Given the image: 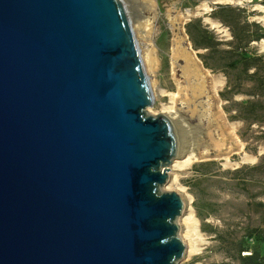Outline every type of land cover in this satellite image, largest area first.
<instances>
[{
	"label": "water",
	"instance_id": "95a60500",
	"mask_svg": "<svg viewBox=\"0 0 264 264\" xmlns=\"http://www.w3.org/2000/svg\"><path fill=\"white\" fill-rule=\"evenodd\" d=\"M153 102L122 0H0V264H180Z\"/></svg>",
	"mask_w": 264,
	"mask_h": 264
},
{
	"label": "rangeland",
	"instance_id": "374dc122",
	"mask_svg": "<svg viewBox=\"0 0 264 264\" xmlns=\"http://www.w3.org/2000/svg\"><path fill=\"white\" fill-rule=\"evenodd\" d=\"M124 1L154 97L148 109L158 113L161 105H173L184 155L209 158L177 169L193 197L191 231L198 249L180 264H264V40H259L264 29L247 21L264 14L246 3L155 0L154 8L146 10L141 0ZM201 3L213 9L189 18L182 34L175 31L178 13L194 12ZM146 19L149 24L137 28V21ZM177 33L184 38L180 43ZM193 38L206 46H195ZM188 41L202 66L224 80L220 102L199 64L179 56L190 54ZM188 66L193 73L187 80ZM245 153L252 159L244 161ZM178 194L185 208L188 200Z\"/></svg>",
	"mask_w": 264,
	"mask_h": 264
},
{
	"label": "bare ground",
	"instance_id": "6f19581e",
	"mask_svg": "<svg viewBox=\"0 0 264 264\" xmlns=\"http://www.w3.org/2000/svg\"><path fill=\"white\" fill-rule=\"evenodd\" d=\"M122 1H123L124 5L127 9L128 14H129V10L127 8V3L124 0H122ZM141 1H142L141 2L142 6H144V9H146V10L153 9L155 4H156L155 0H141ZM245 3L247 5L253 4L252 7H254L255 10H258L260 13L264 14V6L261 3V0H213L212 1V4H216V5H219V4L241 5V4H245ZM212 9L213 8H211V5H208L207 3H201L199 6H197L195 8L194 12L186 10V12H184V13H181V12L178 13L176 18L173 20V24L180 21V26L175 31H179V34H182L185 30V28H184L185 24L189 18H191L194 15L195 16L201 15L202 12H204V13L210 12ZM129 18L131 20L130 14H129ZM205 20L207 22H210L213 25V27H216V25L213 22H211V20L209 18H206ZM262 20H264V16L262 17ZM137 22H138L137 28H139V27L143 28V25L145 26V25L149 24L147 19L145 20L144 23H142L140 21H137ZM131 24L133 26L132 20H131ZM133 30H135V27H133ZM176 35H177L176 42L180 43L183 37H179L178 33ZM185 36L187 37L186 34H185ZM189 44L191 45L190 42H189ZM261 44L263 46L264 41ZM191 49H192V46H191ZM187 50L191 51L190 54L189 53L187 54V52L184 53V51H182V53L179 54V56L188 57V58L192 59L196 64H199V68H201V72H202V75H204V79L206 78L209 81V84H210V87L213 91L214 96L220 102L219 90L223 86L224 80L215 76L209 69L202 66L201 60L197 57L196 52L193 49L190 50L189 47H187ZM184 71H186V78L188 77L187 80L190 79V76L192 75L193 71L190 70L189 66L184 67ZM200 73L197 71V75H200ZM191 78H192V76H191ZM185 88L186 87H183L184 90H185ZM178 95H179V93L177 94V96ZM174 96L175 95H173V97ZM148 111L151 114H160V115L166 116L172 122L174 129H175V132H176L177 139H178V144H179L178 155L174 159L172 167L170 168L169 180L165 184L164 190H171V191L173 190V191H176L178 193H183L184 197H186L188 200V203H186V206L184 208V211L182 212V215L178 219V223L180 224V226H182V227L185 226V229L182 228L180 231V236L182 238V241L186 245V251H185V256H184V260H185L188 257L192 256L194 253H196L198 249H197V246L195 245L196 241L193 239L192 231H191V225L193 226V212H192V207H189V206L193 201V197L181 185V175L177 172V169L185 168V167L189 166V164H192L194 161L195 162H199V161L201 162L203 160H208L209 158L205 155L199 157V156L195 155L193 152H190L188 155L187 154L184 155V151L182 148L183 142L180 139L179 128H178L179 127L178 126V118L179 117L177 116V111L175 110V107H173V105L172 106L161 105L160 111L158 113H153L151 108L148 109ZM222 113H223V111H222V109H220V114H222ZM231 152H232V149H231V151L228 152V154L225 155V159L229 160ZM244 155H245L244 161H249L252 159V157L247 155L246 153Z\"/></svg>",
	"mask_w": 264,
	"mask_h": 264
},
{
	"label": "trees",
	"instance_id": "16d2710c",
	"mask_svg": "<svg viewBox=\"0 0 264 264\" xmlns=\"http://www.w3.org/2000/svg\"><path fill=\"white\" fill-rule=\"evenodd\" d=\"M248 21V20H247ZM250 23V22H249ZM256 24V23H255ZM256 25H258V24H256ZM261 27V26H260ZM263 29V28H262ZM264 38H260L259 40L261 41V40H263ZM193 43H194V45L195 46H198V47H201V46H206V43L204 42V40L202 39V40H195L194 38H193Z\"/></svg>",
	"mask_w": 264,
	"mask_h": 264
},
{
	"label": "built area",
	"instance_id": "2783aa9c",
	"mask_svg": "<svg viewBox=\"0 0 264 264\" xmlns=\"http://www.w3.org/2000/svg\"><path fill=\"white\" fill-rule=\"evenodd\" d=\"M262 2H264V0H262ZM248 21L249 22H254V23H256V24H258V25H260L261 26V23H263L264 22V20H262V18H260V20H256V19H254V20H252V21H250L249 19H248ZM263 29H264V26H261ZM264 40V39H263ZM263 40H261L260 42H262ZM255 43H257V42H255Z\"/></svg>",
	"mask_w": 264,
	"mask_h": 264
}]
</instances>
